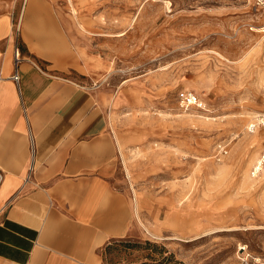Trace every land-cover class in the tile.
<instances>
[{"label":"rangeland","instance_id":"1","mask_svg":"<svg viewBox=\"0 0 264 264\" xmlns=\"http://www.w3.org/2000/svg\"><path fill=\"white\" fill-rule=\"evenodd\" d=\"M16 49L106 116L129 218L101 264L264 260V129L247 131L264 115V13L251 0H0L1 79ZM181 91L204 109L181 108Z\"/></svg>","mask_w":264,"mask_h":264},{"label":"crops","instance_id":"2","mask_svg":"<svg viewBox=\"0 0 264 264\" xmlns=\"http://www.w3.org/2000/svg\"><path fill=\"white\" fill-rule=\"evenodd\" d=\"M13 70L0 71V264H101L129 218L106 116L85 88L28 63L17 87Z\"/></svg>","mask_w":264,"mask_h":264},{"label":"built area","instance_id":"3","mask_svg":"<svg viewBox=\"0 0 264 264\" xmlns=\"http://www.w3.org/2000/svg\"><path fill=\"white\" fill-rule=\"evenodd\" d=\"M254 4V6L258 9L261 10L264 13V0H251ZM20 64V60L18 59V50H15V62H14V70L13 73L11 75V77L9 78L17 87L19 84V67ZM178 102H179V106L185 110L190 109V108H195L198 110H203L204 109V105L203 103L200 101V99L193 94L190 91H181L178 93L177 96ZM258 128H262L264 129V115H259L255 118V120L250 123L248 125L247 131L249 133H253L256 129ZM261 162L264 163V152L261 155ZM33 173V168L30 165L27 169V173L26 176L24 178V183H27L30 180V177ZM241 264H264V260H261L259 258L256 259H245L242 261Z\"/></svg>","mask_w":264,"mask_h":264},{"label":"bare ground","instance_id":"4","mask_svg":"<svg viewBox=\"0 0 264 264\" xmlns=\"http://www.w3.org/2000/svg\"><path fill=\"white\" fill-rule=\"evenodd\" d=\"M256 165H257V169H262V162H261V159H258V160H257Z\"/></svg>","mask_w":264,"mask_h":264}]
</instances>
